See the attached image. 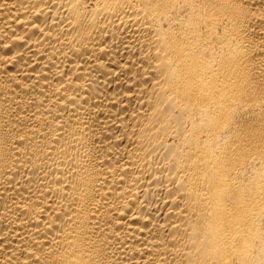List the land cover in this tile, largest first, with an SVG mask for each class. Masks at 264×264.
I'll use <instances>...</instances> for the list:
<instances>
[{"label": "bare ground", "instance_id": "6f19581e", "mask_svg": "<svg viewBox=\"0 0 264 264\" xmlns=\"http://www.w3.org/2000/svg\"><path fill=\"white\" fill-rule=\"evenodd\" d=\"M0 264H264V0H0Z\"/></svg>", "mask_w": 264, "mask_h": 264}]
</instances>
